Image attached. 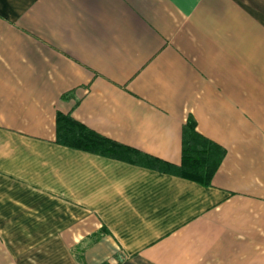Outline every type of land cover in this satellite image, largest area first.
<instances>
[{
	"label": "crops",
	"instance_id": "crops-1",
	"mask_svg": "<svg viewBox=\"0 0 264 264\" xmlns=\"http://www.w3.org/2000/svg\"><path fill=\"white\" fill-rule=\"evenodd\" d=\"M209 186L56 143V116ZM0 264H264V0H0Z\"/></svg>",
	"mask_w": 264,
	"mask_h": 264
},
{
	"label": "trees",
	"instance_id": "trees-1",
	"mask_svg": "<svg viewBox=\"0 0 264 264\" xmlns=\"http://www.w3.org/2000/svg\"><path fill=\"white\" fill-rule=\"evenodd\" d=\"M56 143L99 156L135 162L144 158L150 168L171 173L178 177L209 186L211 179L219 167L224 149L196 131L195 122L189 118L182 130L181 163L170 165L103 137L75 119L69 114L58 113L56 116Z\"/></svg>",
	"mask_w": 264,
	"mask_h": 264
}]
</instances>
